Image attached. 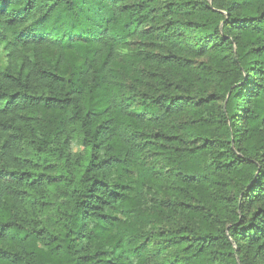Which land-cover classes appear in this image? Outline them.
I'll return each mask as SVG.
<instances>
[{
	"label": "trees",
	"instance_id": "16d2710c",
	"mask_svg": "<svg viewBox=\"0 0 264 264\" xmlns=\"http://www.w3.org/2000/svg\"><path fill=\"white\" fill-rule=\"evenodd\" d=\"M0 264H264V0H0Z\"/></svg>",
	"mask_w": 264,
	"mask_h": 264
}]
</instances>
